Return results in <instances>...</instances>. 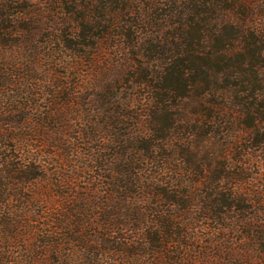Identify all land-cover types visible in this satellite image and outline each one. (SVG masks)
<instances>
[{
	"label": "trees",
	"instance_id": "obj_1",
	"mask_svg": "<svg viewBox=\"0 0 264 264\" xmlns=\"http://www.w3.org/2000/svg\"><path fill=\"white\" fill-rule=\"evenodd\" d=\"M20 3L0 0V47L15 41L9 37L18 32L11 22L18 8L25 9ZM75 6L70 12L78 11ZM85 10L77 18V35L65 36L66 46L81 58L80 52L96 50L109 37L118 36L130 47L133 58L127 70H133L138 87L148 90L143 100L148 134L141 133L132 144L134 152H125L114 168L88 165L100 172L98 179H107L100 201L91 200L95 193L87 189L74 195L72 187V193L61 195L54 190V196L61 198L58 203L49 199L48 190L70 187L75 177L52 178L44 165L42 174L34 176L32 165L40 167L32 160L39 161L38 157L22 159L13 154L17 146L9 148L7 138L0 140V264H138L135 259H148V264L212 263L209 256L202 257L209 252L202 246L214 249L219 242L206 240L198 246L199 237L188 232L187 222L199 220L187 213L193 206L190 189L208 180L211 190L204 197L211 200L202 207L216 213L235 201L228 192L218 197L214 190L223 171L214 172L212 163L202 168L184 142L212 133L192 123L195 113L212 119L236 111L238 122H247L249 136L264 125V27L256 21L264 12V0L257 5L250 0H97ZM101 18L109 24L102 26ZM115 19L120 21L112 27ZM138 20L145 22L143 28L136 26ZM146 20L162 33L151 36L154 39L145 37ZM34 51L40 54V46L35 45ZM6 61L0 55V91L12 84L15 74ZM1 96L0 92L4 99ZM207 100L213 106L222 101V113L204 108ZM7 103L0 101V117L9 114ZM191 165L195 173L187 168ZM36 177L45 183L32 193L28 182ZM258 256L264 259V250Z\"/></svg>",
	"mask_w": 264,
	"mask_h": 264
},
{
	"label": "rangeland",
	"instance_id": "obj_2",
	"mask_svg": "<svg viewBox=\"0 0 264 264\" xmlns=\"http://www.w3.org/2000/svg\"><path fill=\"white\" fill-rule=\"evenodd\" d=\"M259 1L250 0L253 5ZM95 2L97 0H22L20 4H24L25 9L18 8V14L11 22L18 32L9 39L15 41L0 47V55L15 73L11 76L12 84L5 85L0 91L4 97L0 101H11L6 105L9 114L0 117L4 120L0 122V140L7 138L5 143L9 148L17 146L13 154L22 159L38 157L39 161L32 160L40 167L32 165L30 172L34 176L42 174L44 165L52 178L75 177L70 187L67 184L48 190L49 199L55 203L61 201L54 196L55 189L60 195L72 193V190L74 195L91 190L95 194L90 199L95 197V201H100L106 194L107 179H98L100 172L89 170L88 165L102 164L108 168L111 164L110 167L114 168L125 152H134L132 144L136 138L148 132L143 102L148 90L138 87L135 77H131L133 70H127L133 58L130 47L118 36L109 37L96 50L86 48L80 52L84 54L81 58L66 46L65 36L75 32L77 18ZM70 6L77 7L78 11L70 12ZM16 11L3 10L4 13ZM100 21L102 26L109 24L106 18ZM117 21L120 19H115L112 27L118 24ZM256 21L264 27V12ZM138 22L136 26L143 28L145 22ZM24 23L27 25L22 27ZM158 27L146 20L145 37L154 39L155 35L159 36L162 31ZM35 45L40 46V54L34 51ZM85 52L94 53V56L89 58ZM207 101L204 108L211 107L222 113V101L214 106L213 102ZM191 121L199 128L211 129L212 133L203 138H186L184 145L189 148V156L196 154L194 160L202 168L212 163L214 172L223 171L224 175L216 182L214 190L218 197L228 192L235 201L232 207L227 206L216 213L202 207L211 200L204 197L210 194L208 180L198 189H190L193 206L187 213L199 220L192 219V225L187 222L188 232H195L199 237L198 246L205 244L206 240L219 242L217 248L214 247L216 252L209 244L202 246V250L204 247L209 251L202 257L209 256L212 263L195 264H264V259L257 257L258 252L264 250V125L260 132L249 136L245 129L247 122H238L236 111L230 117L219 115L212 119L195 113L191 115ZM100 157L103 159H97ZM82 166L87 169L83 170ZM187 168L193 171L194 166ZM211 169H208L209 175ZM78 172L81 177L77 176ZM209 175L207 178L211 179ZM230 182H234V186L230 187ZM44 183L45 180L37 177L28 182L32 193L41 191ZM57 184L62 183L58 181ZM245 220L258 227L246 225ZM218 230L220 234H217ZM205 231L210 235L204 237L202 233ZM97 232L103 230L97 229ZM189 255L192 256V252ZM147 261L135 259L134 263L148 264Z\"/></svg>",
	"mask_w": 264,
	"mask_h": 264
}]
</instances>
